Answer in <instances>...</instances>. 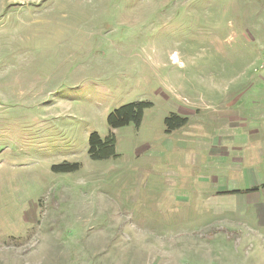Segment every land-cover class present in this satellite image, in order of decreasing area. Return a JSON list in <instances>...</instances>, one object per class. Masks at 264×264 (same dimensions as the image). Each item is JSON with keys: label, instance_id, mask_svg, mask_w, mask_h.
<instances>
[{"label": "rangeland", "instance_id": "obj_1", "mask_svg": "<svg viewBox=\"0 0 264 264\" xmlns=\"http://www.w3.org/2000/svg\"><path fill=\"white\" fill-rule=\"evenodd\" d=\"M263 46L264 0H0V264H264L263 187L215 155L202 84Z\"/></svg>", "mask_w": 264, "mask_h": 264}, {"label": "crops", "instance_id": "obj_2", "mask_svg": "<svg viewBox=\"0 0 264 264\" xmlns=\"http://www.w3.org/2000/svg\"><path fill=\"white\" fill-rule=\"evenodd\" d=\"M219 55L225 65H219L210 83H202L209 95L205 105L213 109L205 119L215 131L214 152L228 157L233 182L264 190V71L254 72L256 65L242 52Z\"/></svg>", "mask_w": 264, "mask_h": 264}, {"label": "trees", "instance_id": "obj_3", "mask_svg": "<svg viewBox=\"0 0 264 264\" xmlns=\"http://www.w3.org/2000/svg\"><path fill=\"white\" fill-rule=\"evenodd\" d=\"M150 106V103L144 101L132 102L120 106L106 117L107 126L110 130L124 127L129 124L139 126L143 118L144 110ZM164 122L169 132L184 126L187 123V118L172 114L166 117ZM115 147L116 139L111 131L104 138H101L97 133H91L88 137V155L91 160L101 161L115 157ZM78 168V164H60L52 167L54 171L61 172H70Z\"/></svg>", "mask_w": 264, "mask_h": 264}, {"label": "built area", "instance_id": "obj_4", "mask_svg": "<svg viewBox=\"0 0 264 264\" xmlns=\"http://www.w3.org/2000/svg\"><path fill=\"white\" fill-rule=\"evenodd\" d=\"M254 72L264 71V46L260 50V58L258 64L253 68Z\"/></svg>", "mask_w": 264, "mask_h": 264}]
</instances>
